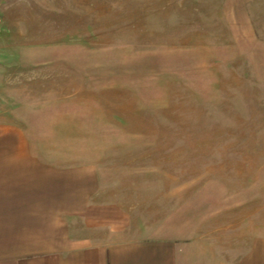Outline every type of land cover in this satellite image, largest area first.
<instances>
[{
  "label": "rangeland",
  "instance_id": "rangeland-1",
  "mask_svg": "<svg viewBox=\"0 0 264 264\" xmlns=\"http://www.w3.org/2000/svg\"><path fill=\"white\" fill-rule=\"evenodd\" d=\"M0 125L117 234L264 264V0H0Z\"/></svg>",
  "mask_w": 264,
  "mask_h": 264
},
{
  "label": "crops",
  "instance_id": "crops-1",
  "mask_svg": "<svg viewBox=\"0 0 264 264\" xmlns=\"http://www.w3.org/2000/svg\"><path fill=\"white\" fill-rule=\"evenodd\" d=\"M11 128L0 125V264H195L194 239L117 234L94 169L36 156Z\"/></svg>",
  "mask_w": 264,
  "mask_h": 264
}]
</instances>
